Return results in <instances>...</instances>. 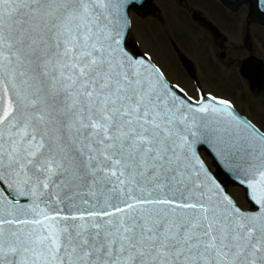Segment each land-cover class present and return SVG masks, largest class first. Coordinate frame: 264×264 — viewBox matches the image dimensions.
I'll return each mask as SVG.
<instances>
[{"label":"snow or ice","instance_id":"obj_1","mask_svg":"<svg viewBox=\"0 0 264 264\" xmlns=\"http://www.w3.org/2000/svg\"><path fill=\"white\" fill-rule=\"evenodd\" d=\"M145 7L0 0V264H264V121L141 51Z\"/></svg>","mask_w":264,"mask_h":264},{"label":"flooded vegetation","instance_id":"obj_2","mask_svg":"<svg viewBox=\"0 0 264 264\" xmlns=\"http://www.w3.org/2000/svg\"><path fill=\"white\" fill-rule=\"evenodd\" d=\"M155 2V15L133 13V17L135 23L139 20L141 25L147 19H155L166 29L172 69L178 77L176 81L188 89L186 84L190 82L194 88L198 78L205 90L233 99L239 111L253 118L248 109L249 100L256 101L250 108H258L259 104L264 106V19L259 18L264 13L258 14V7H253L252 0ZM171 6L175 8V17H172ZM140 45L147 51L142 42ZM161 66L169 75L166 65ZM213 82L233 84L232 92L227 85L232 94L212 88H221ZM189 94H192L190 90Z\"/></svg>","mask_w":264,"mask_h":264},{"label":"rangeland","instance_id":"obj_3","mask_svg":"<svg viewBox=\"0 0 264 264\" xmlns=\"http://www.w3.org/2000/svg\"><path fill=\"white\" fill-rule=\"evenodd\" d=\"M169 4H172V3L170 2ZM170 11L172 12V17H175V8L173 6L170 7ZM133 36L138 38V40L142 42V45L144 46V48L155 56V58L158 60L160 65L162 64L166 65L165 67L169 70L170 78H173L174 80L178 79L175 73L176 71L173 72V69H172V56H171L172 53H171V45L169 43V35L168 33H166V29L157 23V20L147 19V21L144 22L143 25L139 23V20L136 21L135 29L133 30ZM157 46L159 47V49L157 48ZM213 83L217 84L218 87H221L219 89L217 87H212V88H215L216 90H220V92L229 91V88L227 85L231 87L230 91L231 92L233 91V86H232L233 84L216 83V82H213ZM186 86L188 87L190 92H192L193 88L190 82H188V85L186 84ZM231 92L230 94H232ZM238 95H240V98H243L241 96V93H238ZM255 102H253L252 99L249 100L248 109L250 110V115L255 120L264 121V106H261L262 104L261 105L259 104L258 108H255V109L253 107L250 108V105L255 104ZM231 190L234 193L238 192V189H235V188Z\"/></svg>","mask_w":264,"mask_h":264},{"label":"water","instance_id":"obj_4","mask_svg":"<svg viewBox=\"0 0 264 264\" xmlns=\"http://www.w3.org/2000/svg\"><path fill=\"white\" fill-rule=\"evenodd\" d=\"M226 1L227 2H235V0H226ZM145 2H146V7L144 8V13L142 15L154 14L155 13V5L153 4V0H145ZM137 52H139L138 48H137Z\"/></svg>","mask_w":264,"mask_h":264}]
</instances>
